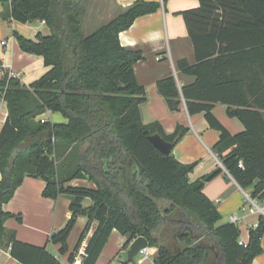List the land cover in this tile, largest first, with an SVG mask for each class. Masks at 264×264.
Returning <instances> with one entry per match:
<instances>
[{
	"label": "trees",
	"instance_id": "1",
	"mask_svg": "<svg viewBox=\"0 0 264 264\" xmlns=\"http://www.w3.org/2000/svg\"><path fill=\"white\" fill-rule=\"evenodd\" d=\"M199 1V7L181 12L196 62H176L196 80L180 89L169 75L157 88L171 110H178L183 98L191 115L204 114L219 131L213 151L224 168L254 199H264V0ZM2 2L14 20H43L50 32L35 39L14 34L22 50L43 57L46 73L29 85L7 74L0 79V89L8 85V116L0 130V248L9 249L16 264H63L46 245L21 241L5 227L9 218H21L4 204L32 176L46 182L44 197L70 199L69 220L48 238L70 263L96 222L81 264L97 263L114 230L126 236L124 248L139 236L147 238L157 249L155 264H253L263 252L264 215L249 230L248 242L240 243L239 225L221 222L204 193L222 168L191 180L199 161L183 163L173 151L164 155L145 134H160L174 149L188 131L179 124L167 134L160 122L144 124L146 89L134 70L144 56L120 41L122 31L158 11L161 2L136 0L90 34L85 33L88 0ZM217 104L227 106L241 131L230 132L216 117ZM47 111L61 113L67 122L37 119ZM75 179L95 187L71 184ZM82 216L86 224L70 251L68 239Z\"/></svg>",
	"mask_w": 264,
	"mask_h": 264
},
{
	"label": "crops",
	"instance_id": "2",
	"mask_svg": "<svg viewBox=\"0 0 264 264\" xmlns=\"http://www.w3.org/2000/svg\"><path fill=\"white\" fill-rule=\"evenodd\" d=\"M135 1L88 0L85 33L90 34L99 29L112 18L120 15ZM154 1H159L162 4L158 11L138 17L129 29L120 33V41L123 46L141 49L144 56L134 65L138 82L145 87L147 95V101L141 105L142 120L144 124L160 122L167 134L173 133L179 124L188 127L186 134L174 147L173 154L183 163L199 161L194 171L189 175L191 180H196L216 168H222V172L218 176L206 183L204 193L220 211L221 222L230 221L231 215H236L239 218L237 224L241 229L240 240L247 243L249 230L258 223L261 214L259 211H253L251 206L248 207L244 191L250 193V190L243 189L224 168L218 156L216 157L213 146L219 139V131L209 126L203 113L191 115L183 98L180 108L175 111L171 110L157 88L158 81L169 75L176 77L180 89L196 80L194 76L185 75L178 70L176 62L181 59H186L191 64L196 62L194 46L181 12L199 7L200 1L168 0L166 3L163 0ZM9 8L8 4H4L0 0V64L3 71L20 72L21 82L29 85L46 73L49 67L45 65L41 55L22 50L15 35L11 34L6 39L4 37L14 30V34L18 32L25 38L35 39L39 32L49 34L45 33L44 29L47 24L43 20H37L34 23L18 22L10 16ZM3 41H6L5 45L2 44ZM7 111L6 101L0 100V130L6 121L5 113ZM213 112L230 132L237 133L243 129V125L238 119L228 116L226 105L217 104ZM49 115L55 123L67 122V118L59 112L49 111ZM78 181L95 186L93 182L89 183L86 179H78ZM45 185L46 182L41 178L25 177L15 190L11 200L4 204V210L21 218L18 220L11 217L5 222L6 229L14 230L17 239L47 247L50 234L66 225L71 212L69 198L60 196L54 199L43 196ZM258 204L264 205L263 199H258ZM244 206H247L245 211L242 210ZM96 225V222L92 225V229L80 249L85 250ZM71 237L72 235L68 239L70 251L74 250L70 243ZM112 240H114V244L111 245ZM125 241L126 236L114 230L96 264H155L153 259L157 252L155 247H150L152 256L149 259L141 260L138 257L133 261H127V258L122 260V254L127 252L130 247V244L127 248L123 247ZM261 243L263 252L254 258L253 264H264V235ZM54 247L59 253V245H54ZM109 247H112L113 250H109ZM59 256L64 259V261L60 260L63 264L70 263L68 255L59 254ZM59 256L57 255L60 259ZM16 263L17 261L11 256L9 249L0 248V264Z\"/></svg>",
	"mask_w": 264,
	"mask_h": 264
},
{
	"label": "built area",
	"instance_id": "3",
	"mask_svg": "<svg viewBox=\"0 0 264 264\" xmlns=\"http://www.w3.org/2000/svg\"><path fill=\"white\" fill-rule=\"evenodd\" d=\"M43 22H45V21H43ZM2 44L5 45L6 41H3ZM5 74H7L8 78H18V79L21 75L20 72H16L15 70L3 71L2 65L0 64V79H2ZM7 87H8V85H4L3 89H0V100H2V101H5V93H6ZM5 115H6V117L8 116V111L5 113ZM37 119H39L41 122H45V120H48L47 118L44 117V114L38 116ZM216 157H217V155H216ZM239 166L240 167L243 166L242 162L239 163ZM244 195H245V200L247 203L250 204L251 209L253 211H259L260 214L264 215V205H259L258 199H256V198L254 199L252 197L251 193L244 191ZM218 201H219V199H218ZM263 202H264V199H263ZM242 210L245 211L246 206H244L242 208ZM230 221L237 223L239 221V218L236 215H231ZM257 225H258V223L254 224L253 227H257ZM240 243H244V242L242 240H240ZM83 254H84V250L79 249L78 253L75 256V260L69 264H81ZM138 256L140 257L141 260L149 259L152 256V252L150 250V247L141 249L138 253Z\"/></svg>",
	"mask_w": 264,
	"mask_h": 264
},
{
	"label": "water",
	"instance_id": "4",
	"mask_svg": "<svg viewBox=\"0 0 264 264\" xmlns=\"http://www.w3.org/2000/svg\"><path fill=\"white\" fill-rule=\"evenodd\" d=\"M145 134L148 135L150 142L160 150L164 155H169L173 151V145L166 141L160 134H149L146 130ZM149 241L144 236H139L135 238L131 243L127 251V261H133L138 255L139 251L144 248H149Z\"/></svg>",
	"mask_w": 264,
	"mask_h": 264
},
{
	"label": "rangeland",
	"instance_id": "5",
	"mask_svg": "<svg viewBox=\"0 0 264 264\" xmlns=\"http://www.w3.org/2000/svg\"><path fill=\"white\" fill-rule=\"evenodd\" d=\"M34 23V22H33ZM44 29L46 30V32L45 33H49V28L47 27V26H44ZM14 30H12L7 36H5L4 37V39H6L8 36H10L11 34L12 35H14ZM45 118H47L48 120H50L51 122H53V120L51 119V115H49V111H47L46 113H45ZM72 182H75V184H79V185H87V186H90V187H95L94 185H88L87 183H85V182H81V181H78V179H75V180H73ZM72 182H71V184H72ZM89 183H91V181H89ZM86 204L87 205H90L91 204V202L89 201V200H87L86 201ZM165 204V203H164ZM248 204V207H250V204L249 203H247ZM246 204V205H247ZM260 204V203H259ZM246 208H247V206H246ZM13 218H16V217H13ZM81 219L79 220L78 219V221H77V223H76V225H75V227H74V229L72 230V232H71V234L70 235H72V237H71V241H70V243H71V245H72V248H74V246L76 245V242L78 241V238H79V236H80V234H81V232H82V230H83V227H84V225H85V222H86V217H84V216H82V217H80ZM222 221V220H221ZM48 246H47V249L52 253V254H54V255H58L59 256V253L56 251V249H55V247H54V244L52 243V242H50V241H48ZM112 244H114V240H112L111 241V245ZM83 250V249H82ZM109 250H113V248L112 247H109ZM123 255V258H122V260L124 259V260H126V258H127V252H125L124 254H122ZM60 257V260L61 261H64V259L61 257V256H59ZM139 256L137 255L135 258H138ZM137 260V259H136Z\"/></svg>",
	"mask_w": 264,
	"mask_h": 264
}]
</instances>
